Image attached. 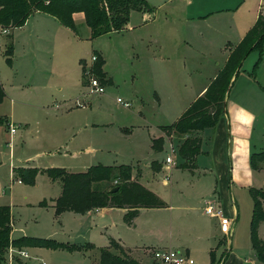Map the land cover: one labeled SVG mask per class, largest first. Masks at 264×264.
<instances>
[{"label":"rangeland","instance_id":"rangeland-1","mask_svg":"<svg viewBox=\"0 0 264 264\" xmlns=\"http://www.w3.org/2000/svg\"><path fill=\"white\" fill-rule=\"evenodd\" d=\"M262 6L264 12V0ZM133 16L137 20L140 18L137 13ZM74 21L77 34L67 28V34L71 38L67 50L54 47L53 51H49L45 56L47 44L41 41L39 43L42 49L38 58L32 53L27 55V47L21 54V46L17 54L10 56L11 63L6 61V54L9 46L13 44L11 31L14 28L0 26V84L5 92V97L0 103V205L9 207L11 236L51 239L60 243L74 244L80 248L68 251L63 248L18 247L9 244L3 257L4 262L7 264H98L99 250L109 246L106 238V234H109L122 243L134 259L144 264H149L151 260V264H154L152 251L161 248L156 246L157 243L176 234L180 237L183 246L188 247L194 264H211L210 250L203 251L192 243L197 241L192 232L195 226L193 221H190L187 215H183L184 212L169 207L170 203L183 204V201L174 197V188L177 187L175 181H178L179 188L184 191L182 196L191 199V201L185 200L184 204L194 205L196 218L207 227L209 224L212 231L218 232L220 229L217 230L219 227L216 223L217 218L210 215L203 216L199 210L200 200L205 196L207 197L204 199L210 198L208 196L210 192L195 189V179L189 173H181L178 169L177 148L184 137L173 133L167 134L162 130L167 138L164 140L162 151L153 155L154 151L152 152L150 147V134L152 136L154 132L151 128L153 125L146 126L147 122L164 125L172 124L177 120L176 105L173 107V103L164 108L158 107L154 93L157 92L165 101L170 102V93L173 91L179 90L180 95L183 96L182 91L185 89L183 84L187 87V80H166L158 75L150 79L147 74V63L145 60L142 61L143 54L133 53L127 31L111 32L91 39L83 15L77 13ZM153 24L156 22L149 23L148 26H154ZM3 28L7 30L4 34L1 31ZM54 37L55 40L56 36ZM100 52L106 58L104 71L108 81L102 83L105 88L102 94H93L89 93L87 87L82 86V78L84 75L87 84L89 76L93 75L91 71L89 72L91 56L101 54ZM80 59L86 61L84 70L80 65ZM194 85H197V82ZM228 93L231 100L237 99L248 107L253 117L250 120L251 126H247V133L250 135L245 141L243 139L232 141L233 118L238 114L234 110L227 115L223 142L216 139V126L204 129L200 135L204 142L201 150L208 151L211 156L214 152L224 154L228 166L230 164L231 167L230 153L233 161L237 157L236 166L233 164L234 169L228 167L230 181H228L227 193L231 190L236 204L240 207L239 228L233 236L216 238L218 244H221L216 251L217 261L215 260L213 264H227L228 257L225 262L223 261L230 249L229 244L231 249L245 247L244 251L240 252L246 255L253 208L249 188H261V186V189L264 188V177L258 178L257 175H254L253 183L246 187L248 185L246 173L251 172L252 169L250 162L245 167L248 172L241 165L243 156L250 149L251 152L264 150V39L261 50L256 48L250 51L244 59ZM82 96L87 97L81 98ZM118 97L127 101L129 107L119 103ZM81 104L85 109H82ZM68 108L71 110L66 114ZM83 114L89 116L86 128L80 125L84 121ZM10 124L16 129L12 135ZM124 127L129 131L127 132ZM168 140L173 146L174 164L170 175L163 163L160 175L169 173L170 183L174 185L173 190L169 186H163L161 181L152 184V175L145 166L154 156L157 159H164L170 153ZM91 147L96 152L90 151ZM203 158L201 157L200 160L207 161ZM34 162L66 167L72 171H83L85 167L97 163L128 164L135 171L138 164L143 170L140 183L148 189L155 188L156 190L152 191L166 201L167 206L162 209L142 211L136 220V228L125 227L121 218L117 219L116 214L106 219L96 214L84 217L71 212L57 214L50 199L59 195V183L51 181L46 173L41 172L36 174L32 184L18 182L19 177L12 174L13 166L32 165ZM259 164L264 167L263 162ZM215 178L212 177L213 182ZM170 192H173L172 197H174L171 202ZM175 213L177 219L174 224ZM85 244H91L93 247L85 248ZM18 249L26 252V255H19ZM179 250L184 252L185 247ZM221 251L223 256L220 255ZM11 254L13 257H10Z\"/></svg>","mask_w":264,"mask_h":264},{"label":"crops","instance_id":"crops-1","mask_svg":"<svg viewBox=\"0 0 264 264\" xmlns=\"http://www.w3.org/2000/svg\"><path fill=\"white\" fill-rule=\"evenodd\" d=\"M152 7V11L142 12V11H132L129 16V21L127 23V27L121 31H127L131 39V48L133 49V53L136 55H142V61L145 60L147 63V74L152 79L159 77L166 80H187V87L183 84L185 88L182 91L183 96L180 95V91H173L170 93L171 101H165L157 92L156 101L158 103V107L162 106L163 108L168 104H173V107L176 105V114L178 117L182 114V112L188 107V105L199 95H201L208 84L215 78L218 71L224 65L226 58L229 53V48L235 45L246 33V31L251 27V25L256 20L258 14H263V0H146ZM134 13H137L140 18L139 20L134 19ZM82 14V13H81ZM77 13L73 15L75 18ZM83 15V14H82ZM84 19V16H83ZM159 21V23H157ZM154 26H148L149 23H154ZM68 29L62 26L58 20L52 16H48L46 14L35 12L29 16L25 24L21 27L14 28L11 31L12 35V43H13V52L12 54H17L20 51L21 46V54L25 52V48L27 47L26 54L32 53L36 55L37 58L39 56V51H41L42 46L39 42L44 41L47 44L45 47L46 55H48L49 51H53L54 47L59 50H67L71 44V38L68 36ZM120 31H114L117 33ZM76 34V33H75ZM109 34V33H108ZM54 36L56 39L54 40ZM142 48L141 50H139ZM137 49V51H135ZM148 50V51H145ZM104 58V66L106 64V58L102 52H100ZM39 60V59H38ZM243 63V62H242ZM43 67V66H42ZM45 69H49L43 67ZM106 72V71H104ZM203 80V81H198ZM197 82V85H194ZM234 83V82H233ZM83 87H86L82 84ZM3 87V86H2ZM185 94V95H184ZM229 94V93H228ZM226 95V113L222 115L218 123L216 125V139L219 142H223L224 140V129L227 123V115L231 114V111L234 110L238 114L234 116L233 122V131H231L232 141L233 140H246L249 137V133H247V126H251L250 120L252 119L251 110L238 102L237 99L231 100L229 95ZM89 95V94H88ZM87 96H82L84 98ZM181 99V100H180ZM184 100V102H183ZM71 102V101H70ZM90 102V101H89ZM69 107V105L67 106ZM84 106H82V109ZM48 110V108H47ZM71 108H68L65 113L69 114ZM140 116H142V111H139ZM229 114V115H230ZM242 114V115H241ZM5 117V116H4ZM84 121L82 126L86 128L88 126V117L83 114ZM6 118V117H5ZM86 118V119H85ZM8 120V117H7ZM147 122V121H146ZM75 123V122H74ZM95 124V123H91ZM151 126L152 128V136L150 134V147L152 152L154 151L152 148V140L156 138H162L163 143L166 137L164 132L161 130L160 126L163 124H155V123H146V126ZM165 125V124H164ZM79 126V125H78ZM140 126V125H136ZM134 126V127H136ZM231 126V125H230ZM82 128V127H81ZM126 128V127H124ZM148 132H149V128ZM126 131L128 132L129 130ZM16 132V131H15ZM198 132L199 134H196ZM202 131H195L190 134V136H199L201 137ZM12 135V134H11ZM202 138V137H201ZM169 141V140H168ZM203 141V138H202ZM204 144V142H202ZM92 152H96V150L91 147L89 149ZM251 149L248 151L246 155L243 156L242 168L248 172V169L245 168L247 163L249 162V156L251 155ZM153 155H157V152L154 151ZM152 155V156H153ZM201 157H204L205 160H200ZM231 157V165L228 166V162L225 159L224 154L220 153H212V156L208 151L201 150L200 154H198L193 162V164L188 165V167H181L182 160L179 158L178 169L181 173L187 172L191 177L195 179L194 183L196 185L195 189L197 190H205L206 193H209L208 196L215 197L222 208L223 214L231 219V235L239 228L240 222V207L236 204V199L234 195L230 192L227 193L228 181L230 178L228 176V167L232 170L234 169L233 164L236 166V159L233 161L232 153H230ZM203 158V159H204ZM198 160V164H197ZM163 163H165L164 159L154 158L150 159L145 166L149 169L152 175V184H155L156 181H161L163 186H169L172 190L174 185L171 184V166L166 168L170 172L164 176L160 175V172L163 169ZM49 163H40L34 162L32 165H22V166H30L37 167L40 169H46L49 167H60L53 166ZM200 164V165H199ZM18 167V166H13ZM12 167V168H13ZM88 167V166H87ZM85 167V169L87 168ZM197 167L199 169H197ZM251 167V166H250ZM66 168V167H65ZM72 171L69 168H66ZM237 169V167L235 168ZM252 169V168H251ZM140 170V175L137 180L140 182L143 174V170L141 166L136 164V170H132L133 177ZM255 173V174H254ZM13 174V171H12ZM257 175L258 178L264 177V169L254 170L246 173V181L249 187L251 183L254 181V177ZM197 176V177H196ZM189 177V176H188ZM212 177H216L214 182ZM158 178V179H156ZM238 178V176L236 177ZM234 180V177H232ZM242 181V179L240 180ZM19 182V181H18ZM189 182H191L189 180ZM176 186L174 188L175 191V199H180L183 201V204H172L170 203V209L175 208L179 212H184L183 215H187V218L192 223L195 224L193 227V234L196 236L197 241L192 242L198 249L203 251L206 250H214L215 251V260L217 261V253L216 251L220 247L218 241H216L217 237H221L222 239L225 237L220 230L219 227L218 232H214L211 230V227L208 224V227L200 220L196 218L195 214V206L194 205H185V200H190L189 198H185L182 195L184 191L182 188H179L178 181H175ZM206 189H204V187ZM231 186V185H230ZM262 188V186H261ZM264 189V188H263ZM150 190H156L152 187ZM61 191V189H60ZM60 193V192H59ZM195 193H197L195 191ZM171 197L173 196V192H170ZM182 196V197H181ZM170 197V198H171ZM172 197L171 200L174 198ZM194 197V196H193ZM192 197V198H193ZM207 197V196H205ZM203 197L201 201V214L203 216H207L203 210ZM54 199V198H52ZM52 202L53 206V201ZM253 204V201H252ZM264 208V200L262 202ZM165 208V207H164ZM162 208H143L140 209L139 215L134 220V225L129 226L123 221V215L125 213V209L122 208H98L87 211L85 214H78L82 217L89 216L91 214H96L101 218H107L116 214L117 219L121 218V221L127 228H136L137 223L136 220L140 217L142 211L144 210H155ZM69 212V211H65ZM73 213V212H71ZM174 215V224L177 219V213ZM208 217V216H207ZM239 220V221H238ZM238 222V223H237ZM216 223L218 225V221L216 219ZM192 229V228H191ZM219 233V234H218ZM106 234V233H105ZM258 234L260 238L264 239V222L261 223L258 227ZM106 238L109 241V238L112 237L109 234H106ZM11 238H15L11 236ZM114 238V237H112ZM115 239V238H114ZM116 240V239H115ZM118 241V240H117ZM223 241V240H222ZM119 242V241H118ZM120 243V242H119ZM124 248L125 246L120 243ZM248 249H246V255L241 254L240 251H244L243 249L235 248L231 249V245L229 244V251L226 253L224 261L227 264H261L257 261L254 250L250 244V237ZM156 246H161V248H184L185 252L189 254V249L187 246H183L181 243L180 237L178 235H170L167 240L157 243ZM126 249V248H125ZM127 252H129L127 250ZM220 254L223 256V252ZM130 255V253H129ZM190 255V254H189ZM138 262H140L137 259ZM153 262V260H152ZM141 264H144L140 262ZM148 264V263H146ZM151 264V260L150 263Z\"/></svg>","mask_w":264,"mask_h":264},{"label":"trees","instance_id":"trees-1","mask_svg":"<svg viewBox=\"0 0 264 264\" xmlns=\"http://www.w3.org/2000/svg\"><path fill=\"white\" fill-rule=\"evenodd\" d=\"M153 7L146 0H0V26L18 28L25 24L29 16L40 12L52 16L58 22L76 33L73 18L75 13H82L84 22L90 31V38L121 31L127 27L132 11H152ZM77 34V33H76ZM264 39V15L259 14L246 31L243 37L229 48V53L224 65L215 78L208 84L204 92L196 97L172 124L161 125L160 128L167 134L173 133L183 136L177 148V155L183 161L181 167L193 164L196 156L200 154L202 138L190 136L192 132L214 128L219 118L226 113V95L238 74L242 62L250 51L261 50ZM13 44L8 48L6 61L11 63L10 56ZM96 52V51H95ZM84 59L80 65L84 70ZM104 58L97 53L96 60L91 65V72L101 83L108 81L103 70ZM87 81L82 78V84ZM5 97V92L0 84V103ZM165 133V134H166ZM152 148L156 152L163 149V139L152 140ZM250 166L254 170L263 169L259 163H264V150L252 152L249 158ZM18 181L32 184L38 172L46 173L51 181L60 185L59 195L52 199L53 208L57 214L65 211L85 214L87 211L98 208L125 209L123 221L134 225L135 218L143 208H164L167 206L159 195L143 186L135 176L128 164L104 165L97 163L88 166L83 171H70L65 167H49L40 169L30 166L13 167ZM115 191H111L112 189ZM249 193L253 201L252 219L250 222V244L256 259L264 264V239L258 234V227L264 222V190L250 187ZM45 205V203L43 202ZM10 210L6 205H0V264H7L3 257L9 246L50 247L63 248L68 251L80 249L74 244H65L51 239L10 237ZM85 248L93 247L85 244ZM98 264H141L134 259L127 250L114 238H109V246L101 248ZM116 253H115V252ZM211 264L215 262L214 251H210Z\"/></svg>","mask_w":264,"mask_h":264},{"label":"built area","instance_id":"built-area-1","mask_svg":"<svg viewBox=\"0 0 264 264\" xmlns=\"http://www.w3.org/2000/svg\"><path fill=\"white\" fill-rule=\"evenodd\" d=\"M1 31L3 34L7 32L5 28H3ZM0 47H1V41H0ZM95 60H96V55H92L91 65ZM91 65L89 66V72L91 71ZM95 77L96 76H94V74L89 76L88 84L86 85V87L88 88L89 93L102 94L105 90L104 85L100 82V80L97 79V77L96 78ZM117 101L119 103H122L125 107H129L130 105L127 101H123L119 97L117 98ZM81 106H83V104H81ZM15 131H16L15 126L14 125L12 126V124H10V133L13 134L15 133ZM169 144H170L169 147L170 153H168L164 158L167 168H169V166L174 164L173 156H172L173 146L171 145L170 141ZM203 207L205 214L217 218L220 232L226 237H229L231 235V219L223 214L219 201L215 197L206 198L203 201ZM17 253L19 255H26V252L19 249ZM10 257H13V255L11 254ZM152 260L154 264H194L193 258L187 252L185 251L183 252L179 249H172V248H160L153 250Z\"/></svg>","mask_w":264,"mask_h":264},{"label":"water","instance_id":"water-1","mask_svg":"<svg viewBox=\"0 0 264 264\" xmlns=\"http://www.w3.org/2000/svg\"><path fill=\"white\" fill-rule=\"evenodd\" d=\"M116 188L112 189L111 191H115Z\"/></svg>","mask_w":264,"mask_h":264}]
</instances>
